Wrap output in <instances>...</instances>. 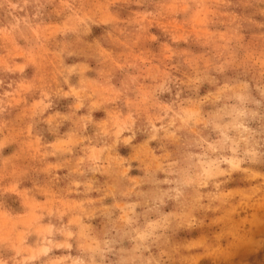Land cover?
<instances>
[{"label":"rangeland","instance_id":"rangeland-1","mask_svg":"<svg viewBox=\"0 0 264 264\" xmlns=\"http://www.w3.org/2000/svg\"><path fill=\"white\" fill-rule=\"evenodd\" d=\"M0 264H264V0H0Z\"/></svg>","mask_w":264,"mask_h":264}]
</instances>
